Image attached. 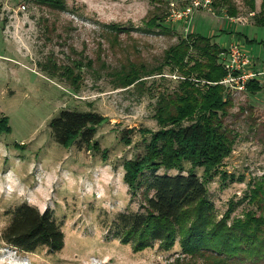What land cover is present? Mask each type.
I'll use <instances>...</instances> for the list:
<instances>
[{"label":"rangeland","instance_id":"rangeland-1","mask_svg":"<svg viewBox=\"0 0 264 264\" xmlns=\"http://www.w3.org/2000/svg\"><path fill=\"white\" fill-rule=\"evenodd\" d=\"M195 1L62 0L55 7L43 0H0V264H218L185 256L178 240L169 250L153 242L135 251L132 242H121L118 228L120 214H144L146 196L153 195L146 186L152 173L130 190L123 164L145 152L149 136L140 129L158 130L159 95L176 90L180 77L167 66L162 74L155 68L189 33L211 37L224 51L238 45L254 62L259 92L225 90L232 105L223 122L233 133V150L206 188L216 219L229 205V223L249 211L259 215L247 196L264 185V26L254 22L261 0L255 12L244 0H232L236 17L226 6L215 7V0L206 7ZM155 18L157 26H148ZM54 66L56 74L49 71ZM66 67L75 85L61 75ZM131 69L139 70V80L121 86L118 77ZM61 110L102 115L93 142L60 145L49 125ZM190 171L203 179L202 168L184 163L182 173ZM163 173L179 171L156 172ZM23 204L51 214L63 233L60 250L25 252L4 240Z\"/></svg>","mask_w":264,"mask_h":264},{"label":"trees","instance_id":"trees-1","mask_svg":"<svg viewBox=\"0 0 264 264\" xmlns=\"http://www.w3.org/2000/svg\"><path fill=\"white\" fill-rule=\"evenodd\" d=\"M43 1L55 7L63 5L62 0ZM244 1L251 12H255V0ZM213 5L226 6L229 17H236L238 12L232 0H215ZM254 22L264 26V0L254 15ZM147 25L157 26L156 18ZM111 28L120 30L118 25ZM191 51H195L196 56H191ZM222 51L211 37L189 33L165 51L163 62L155 68L162 74L163 67L167 66L180 79L176 90L159 95L154 113L158 130L139 131L149 136L145 152L123 164V180L130 190L141 186V178L146 172L152 173L146 181L148 191H153L152 196H146V212L122 213L118 217L120 240L124 244L132 242L135 251L149 247L153 242H159L161 248L169 250L178 240L185 256L212 259L218 264L229 261L244 264L246 259L251 260L250 264H256L264 257V185L256 184L247 196L250 203L258 205L259 215L249 211L243 218H232L230 223L233 206L229 205L221 218L216 219L207 197L206 183L231 154L234 143L232 131L223 122L232 103L225 91L227 88L220 83L227 75L218 60ZM56 70L54 66L49 71L56 74ZM64 71L61 75L75 85L72 69L66 67ZM139 78V70L131 69L120 75L118 82L126 87ZM246 90L254 94L261 86L258 81L250 80ZM103 121L104 117L94 111L61 110L49 126L57 142L69 147L78 139L88 144L93 142L97 127ZM186 121L191 122L185 125ZM124 139L130 143L129 138ZM93 146L98 145L93 143ZM184 163L202 168L203 179L192 171L183 174ZM160 168L175 169L179 173L156 174ZM3 238L25 252H33L39 246L54 251L63 247V233L51 214L48 211L39 213L27 204L14 210Z\"/></svg>","mask_w":264,"mask_h":264},{"label":"built area","instance_id":"built-area-1","mask_svg":"<svg viewBox=\"0 0 264 264\" xmlns=\"http://www.w3.org/2000/svg\"><path fill=\"white\" fill-rule=\"evenodd\" d=\"M209 0L204 2L196 0V6L200 5L206 7ZM191 12L188 8L184 14ZM220 62L227 75L220 81L227 89H237L243 91L246 89V84L250 80H255V73L252 70L254 65L253 60L247 57L238 45H232L227 51H222L220 54Z\"/></svg>","mask_w":264,"mask_h":264}]
</instances>
